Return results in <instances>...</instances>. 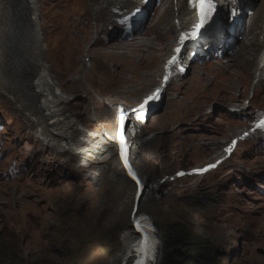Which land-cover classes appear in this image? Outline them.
<instances>
[{
  "label": "rangeland",
  "instance_id": "obj_1",
  "mask_svg": "<svg viewBox=\"0 0 264 264\" xmlns=\"http://www.w3.org/2000/svg\"><path fill=\"white\" fill-rule=\"evenodd\" d=\"M34 1L42 59L49 68L47 81L52 90L48 94L62 93L69 101L68 118L61 125L76 123L78 147L87 137L92 141L87 140L86 145L98 147L100 135L111 132L116 106L134 107L158 85L154 69L162 67L170 48L161 53V46L155 45L160 44L155 25L166 9L181 19L178 6L174 9L178 3L164 0L150 32L143 37L155 50L135 48L133 53L126 51V56L118 52L122 58L117 60L114 55L105 58V52L113 51L97 39L119 47L136 41L123 44L106 40L109 31L101 29L95 15L105 4L94 0ZM260 4L256 1L254 10ZM105 12L113 11L108 8ZM3 15L2 11L0 24ZM111 21L115 28L114 18ZM227 57L221 61L213 56L207 61L197 59L191 71L174 79L158 113L143 130L142 136L155 134L154 138L131 150L135 171L139 170V179L147 188L169 179L167 187L151 194L143 187L133 212L146 213L152 221L163 264H195L199 257L210 264H264V190L257 185L264 182V150L259 144L264 142L263 135L260 142L244 141L219 170L203 178L175 181L179 170L214 161L230 139L248 131L264 113L262 86L260 97L252 98L250 88L239 103L223 100L216 93L229 74L214 82V68H208L227 62ZM5 96L0 92V121L7 137L0 166V264H118L125 244L122 235L130 226L131 183L115 162L88 166L78 155L39 145L43 138L39 128L30 129L27 111ZM253 99L254 106L250 103ZM231 106L248 107V117L259 114L246 122L247 118L237 115ZM239 119L244 123L238 126L235 120ZM30 132L38 143L28 138ZM15 162L25 164L28 173L21 170L23 176L8 175Z\"/></svg>",
  "mask_w": 264,
  "mask_h": 264
},
{
  "label": "bare ground",
  "instance_id": "obj_2",
  "mask_svg": "<svg viewBox=\"0 0 264 264\" xmlns=\"http://www.w3.org/2000/svg\"><path fill=\"white\" fill-rule=\"evenodd\" d=\"M30 1L31 3H36L34 0H30ZM94 1L98 5L105 4L107 7V8L106 7L104 8V7L99 6L95 14L97 16L98 22L102 24L101 29L105 30L106 32L109 30L111 26H113L111 22V18L114 17V14H113L114 12L107 13L105 12V9L107 10L108 8H110L112 9V11H115L118 9L122 10L126 8L129 11H132L134 8H137L139 6V4L135 0L134 1L94 0ZM256 1L261 2V4L259 5V7L256 8V10L250 16L248 26L246 25V29L244 28L245 27L244 25L242 26L243 31L240 34V36L237 38V43H236L237 48H235L233 53L229 55L230 59H228L227 62L223 61L222 64H217V66L211 65L208 68V69L214 68L213 70L214 82L218 81L217 79H220L221 76L223 77V75L229 74V76L222 82V87H219L218 92H216L223 100H226L228 98V99H231V101L235 103L241 102L242 98L247 97V95L249 94V90L254 82H257L259 83L260 86L264 87V67L263 68L261 67L260 62L258 60V57H259L258 55L262 51V48H263V45L261 44V37L264 36V0H246L244 9H246L247 7L253 8L254 5L256 4ZM0 6H1V2H0ZM7 6H9V4L4 3L3 7L2 8L0 7V13H2L3 8ZM177 6H178L177 8L178 15L179 14L181 15V19L178 17H176L177 19L173 17L175 16V12L173 8H169L172 12H174V15L171 14V12L168 9H166L165 12L162 13V15L160 16V19L158 20V23H157V27L155 25V28H157V32L155 33V35L157 36V41L160 43V44L156 43L155 45L159 47L161 46V48L159 49L161 53H164L169 48H171L170 52L167 54L168 57L172 55V52H173V45L171 44V42L174 40L175 36L178 34L177 25L170 24V21H172L173 23V21H175L173 19L175 18L176 20L180 21V24H179L180 26L185 27L187 26V22L189 20V12L186 10L185 1L179 0ZM5 23L6 21L0 24V92L8 96L9 98H11L14 101V103L19 104L20 106H18V108L20 110L24 112L27 111V114H26L27 125L29 126L30 129H33L34 127L39 128L41 136L43 137L41 138V141L39 142L38 138L35 137L34 133L31 134L30 132L29 134H26L28 138L31 139V137H33L37 141V143L39 142V145L44 144L47 146V148L49 146H51V148H54V149L63 148L61 150L62 152H67L73 155H78V157L80 156V158H82L83 160L85 159L87 161L88 166L91 165V163H99L103 161L105 162L107 160L112 161L113 163L114 162L113 161L114 159L113 150H112V147H110L111 144L109 142H110V138H112V135H113L114 122H112V128H111L110 134L109 135L107 134L108 137L106 135L101 134L100 135L101 138H98V141H97V143L99 144L98 147H91L92 145L90 146L88 145V143H87L88 146L86 145V141L89 140V137H87L86 141L82 143L83 146L81 145V147L80 146L78 147V145L76 144L77 142L76 137L79 131L76 128L75 129L73 128L76 123L69 124L70 122H68L67 126L61 125L65 121V119L68 118L66 114L67 112L66 105L68 104L69 101L65 97H63L62 93L60 95L55 94L52 97L51 95L48 94L52 90V88L49 82L47 81L49 68L48 66H46L45 62L42 59L43 49L41 47V42L39 46L33 49L32 57H31V64H30L31 72L36 71L37 73L36 79H34L31 82L30 81L27 82L25 85L16 84L13 78V75L11 74L13 63L17 65V62L11 58H15L16 56L9 52L11 49L10 46H9L10 49L8 50H6V48L3 47L4 44H6L5 34L3 32L6 28ZM114 35H115V32L109 31L110 38L116 39ZM239 38H241L242 41H239ZM144 39L141 38L138 41H136L135 44L132 43L129 45H125L124 47H119L121 46L119 44L118 45H110V43L107 44L105 40H100V39H97V40H99L100 44L105 46L104 47L105 49L113 51V52H109V51L105 52L104 54L105 58L106 57L110 58L109 56L114 55V56H117L115 57L117 60H120L119 58H122V56L117 55L118 52L125 55L126 51H132L133 53L134 52L133 49L135 48L139 50L145 49V51L155 50L154 44L153 43L148 44V42H146ZM97 40L95 41L94 39L95 44L98 43ZM73 53L74 52L72 51V54ZM112 53H115V54H112ZM228 54H229L228 51L224 53V55H228ZM163 64H164V61H163ZM191 70H192V65L189 66L187 71H191ZM203 70H206V69L204 68ZM159 71H161V73H159ZM162 72H163V66L160 67V69L158 68L154 69V75H156V77L158 75L160 79L162 76ZM237 73H239L240 75L238 76ZM258 73H260L259 77H257ZM154 75L152 76L153 79L156 78ZM150 78H147V79H150ZM224 83H226V86H223ZM239 86H241L242 89H240ZM155 87H153L151 91ZM194 87L197 88V86H194ZM258 87H255V89H253L254 94L253 93L252 94H253L254 99H257V97H260L259 94L262 93L260 88ZM230 96H234V97H230ZM261 98L264 100V97H261ZM254 99L250 102L252 103V106L256 105V101H254ZM261 106H264V105H261ZM129 108H132V107H129ZM229 108L231 110H234L237 115H242L243 117L247 118L246 122H250L252 117H255V115L259 114V113L252 114L251 116L248 117L249 115L247 113L248 107L246 106L244 107L231 106ZM261 108L262 107H258V109H261ZM116 111L117 110H114L112 118H114ZM262 115H264V113ZM240 120L241 119L235 120V123L239 122L238 126L244 123L243 120L241 121ZM132 124H135V122H132ZM146 124L147 122L145 123V126ZM255 135L250 137V139L251 141L258 142L259 138ZM141 136L142 135H139L138 138H136L135 136L126 137L127 139L126 142L129 144L127 148H129L130 152L132 148L142 147L143 145L148 143L149 140L154 138V135H151L148 137L147 136L141 137ZM91 141H92V138L89 140V142ZM233 141L234 140H231L230 143H232ZM229 144H227L226 146H228ZM242 144L243 142L238 143L237 149L232 153L230 158L226 160V162H228L233 157V155L238 151L239 147ZM135 145L137 146L134 147ZM212 145L213 146L219 145V143L212 144ZM225 149L223 152L224 154H222L223 156H226ZM47 150H50V149H47ZM121 165L124 167L123 162H121ZM114 168L115 167H112V169L115 171L116 169ZM135 175L137 176L139 182L143 184V187L148 189L147 185L146 184L144 185L142 180L139 179L140 178L139 172H138V175L137 174ZM161 181L166 183L169 181V179L165 178V179H162ZM257 185L260 187V189H264V185H259V184ZM132 193H133V189L130 194V201H131ZM145 196L147 197L148 195H145ZM122 239L124 241L123 243L125 244H124L123 252L121 254V259L119 260L118 264H123V262L124 264H128L131 258L130 254L132 252V249L135 246H137L139 243L138 241L139 235L135 233L134 228L132 226H129V229H127L123 233ZM136 241L138 242L134 246V243ZM159 259L160 257L158 254L155 260V264H160Z\"/></svg>",
  "mask_w": 264,
  "mask_h": 264
},
{
  "label": "snow or ice",
  "instance_id": "obj_3",
  "mask_svg": "<svg viewBox=\"0 0 264 264\" xmlns=\"http://www.w3.org/2000/svg\"><path fill=\"white\" fill-rule=\"evenodd\" d=\"M188 7L195 9L197 22L192 26L190 32H182L179 39L178 46L174 49L175 55L168 60L165 65V75L163 81L166 84L171 76V70L178 66L179 54L181 52V47L185 44L187 40H195L199 35L202 29L208 26L214 20V14L216 12V0H187ZM264 66V62H262ZM180 71L184 69L180 67ZM161 88H157L154 93L147 96L143 103L140 105L136 119H140L145 107L152 101H155L159 98ZM128 118L124 116L123 113L120 114L118 118L119 128L117 131V148L120 153V158L124 164V167L128 171V175L136 181L139 185V180L132 168L129 166L126 158V139L124 135L125 123ZM257 127H264V120L258 122ZM235 144V141H233ZM231 147L225 149L226 152H231ZM216 167L215 164L209 165L204 169L198 170L200 173L207 172L210 168ZM179 175H184V173H179ZM135 231L140 233V240L137 246H135L134 255H135V264H155L159 239L155 235L154 227L148 223V221L140 217L139 219L134 220Z\"/></svg>",
  "mask_w": 264,
  "mask_h": 264
},
{
  "label": "water",
  "instance_id": "obj_4",
  "mask_svg": "<svg viewBox=\"0 0 264 264\" xmlns=\"http://www.w3.org/2000/svg\"><path fill=\"white\" fill-rule=\"evenodd\" d=\"M22 8L21 15L18 14L19 10ZM28 3H17L11 4V6L6 9V23H7V41L5 46H10V53L15 55L17 59L19 58L20 64L28 66L32 57V51L37 47V40L40 37L39 26L36 22L30 19L27 14ZM38 24V23H37ZM8 43V44H7ZM16 61L15 58H11ZM29 75V74H28ZM35 75L30 76L29 79L32 81ZM25 84V81H20ZM138 241L134 243V246ZM133 246V247H134ZM135 247L132 249L130 254V260L128 264H135ZM124 264V262H123Z\"/></svg>",
  "mask_w": 264,
  "mask_h": 264
},
{
  "label": "clouds",
  "instance_id": "obj_5",
  "mask_svg": "<svg viewBox=\"0 0 264 264\" xmlns=\"http://www.w3.org/2000/svg\"><path fill=\"white\" fill-rule=\"evenodd\" d=\"M63 148H60V151L62 150ZM3 150V155L2 157H4V151L6 153V150H4V148L2 149ZM59 150V149H58ZM62 153V152H61ZM64 153V152H63ZM66 153V152H65ZM64 153V154H65ZM1 166V164H0ZM14 164L10 167V169L8 170L7 174L8 175H11L12 177H17V176H23L24 175V172L22 171H25V174L28 173L29 171V168L26 167L25 164L21 163L20 165H18V162H16L15 164V168H13ZM22 170V171H21ZM22 174V175H21ZM138 213V212H137ZM160 262H161V256H160Z\"/></svg>",
  "mask_w": 264,
  "mask_h": 264
},
{
  "label": "trees",
  "instance_id": "obj_6",
  "mask_svg": "<svg viewBox=\"0 0 264 264\" xmlns=\"http://www.w3.org/2000/svg\"><path fill=\"white\" fill-rule=\"evenodd\" d=\"M182 241H183V239H182ZM182 241H180V242H182ZM179 256H182V255H179ZM182 258H183V260H185V258L183 256H182ZM202 260H204V259H202L201 257H199L197 260H194V262H195V264H210L209 262L202 261ZM168 262H169L168 264H180L179 262H174V261L173 262L172 261H168ZM160 264H163V259H161Z\"/></svg>",
  "mask_w": 264,
  "mask_h": 264
},
{
  "label": "built area",
  "instance_id": "obj_7",
  "mask_svg": "<svg viewBox=\"0 0 264 264\" xmlns=\"http://www.w3.org/2000/svg\"><path fill=\"white\" fill-rule=\"evenodd\" d=\"M116 165V164H115ZM117 166V165H116ZM118 168V167H117Z\"/></svg>",
  "mask_w": 264,
  "mask_h": 264
}]
</instances>
